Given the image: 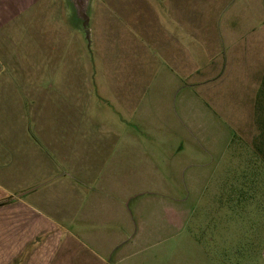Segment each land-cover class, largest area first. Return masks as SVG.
<instances>
[{
	"label": "crops",
	"instance_id": "crops-1",
	"mask_svg": "<svg viewBox=\"0 0 264 264\" xmlns=\"http://www.w3.org/2000/svg\"><path fill=\"white\" fill-rule=\"evenodd\" d=\"M233 1L0 0V264L161 259L135 228L149 191L133 160L149 158L151 130L180 121L173 99L200 72L199 45L208 80L226 74L216 17L244 1L220 32L226 67L242 57L257 72L262 38L246 35L264 30V0Z\"/></svg>",
	"mask_w": 264,
	"mask_h": 264
},
{
	"label": "rangeland",
	"instance_id": "rangeland-1",
	"mask_svg": "<svg viewBox=\"0 0 264 264\" xmlns=\"http://www.w3.org/2000/svg\"><path fill=\"white\" fill-rule=\"evenodd\" d=\"M249 3L216 17L226 74L208 80L212 61L199 45L200 72L173 99L180 121L173 131L151 130L149 158L133 160L135 177L149 192L135 199L132 217L152 237L144 254L161 258L152 264H264V30L246 35L248 45L262 38L256 73L250 67L245 73L240 57L231 74L230 35L225 42L220 33ZM183 39L187 46L189 37Z\"/></svg>",
	"mask_w": 264,
	"mask_h": 264
},
{
	"label": "water",
	"instance_id": "water-1",
	"mask_svg": "<svg viewBox=\"0 0 264 264\" xmlns=\"http://www.w3.org/2000/svg\"><path fill=\"white\" fill-rule=\"evenodd\" d=\"M76 3L79 5V7L81 8L82 5L84 6V4H87L88 0H75Z\"/></svg>",
	"mask_w": 264,
	"mask_h": 264
},
{
	"label": "trees",
	"instance_id": "trees-1",
	"mask_svg": "<svg viewBox=\"0 0 264 264\" xmlns=\"http://www.w3.org/2000/svg\"><path fill=\"white\" fill-rule=\"evenodd\" d=\"M260 123L262 124L263 135H264V118L260 120Z\"/></svg>",
	"mask_w": 264,
	"mask_h": 264
}]
</instances>
